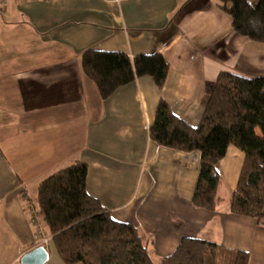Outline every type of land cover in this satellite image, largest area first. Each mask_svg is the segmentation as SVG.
<instances>
[{"label": "crops", "instance_id": "obj_1", "mask_svg": "<svg viewBox=\"0 0 264 264\" xmlns=\"http://www.w3.org/2000/svg\"><path fill=\"white\" fill-rule=\"evenodd\" d=\"M90 49L160 53L167 79L159 87L138 77L105 100L83 71ZM221 72L264 76V44L237 34L219 0L7 2L0 10V264H20L38 245L49 251L46 264H65L29 192L37 195L43 179L77 160L88 164V192L139 228L154 260L198 237L264 264V224L229 209L244 152L231 145L217 164L220 202L209 212L192 202L200 153L149 136L160 100L199 124Z\"/></svg>", "mask_w": 264, "mask_h": 264}, {"label": "trees", "instance_id": "obj_2", "mask_svg": "<svg viewBox=\"0 0 264 264\" xmlns=\"http://www.w3.org/2000/svg\"><path fill=\"white\" fill-rule=\"evenodd\" d=\"M232 17L234 31L264 44V0H219ZM85 74L103 99L136 78L149 75L162 87L169 64L160 53L130 58L124 52L87 50ZM151 140L179 151L201 155L192 202L215 211L222 184L217 164L229 146L245 158L230 212L264 224V76L245 77L221 72L210 93L199 124L190 125L160 100ZM88 164L77 160L43 179L37 188L35 215L65 264H248L249 253L232 250L198 237H185L160 261L153 259L139 228L118 221L111 210L87 189Z\"/></svg>", "mask_w": 264, "mask_h": 264}, {"label": "water", "instance_id": "obj_3", "mask_svg": "<svg viewBox=\"0 0 264 264\" xmlns=\"http://www.w3.org/2000/svg\"><path fill=\"white\" fill-rule=\"evenodd\" d=\"M50 254L46 246L38 245L25 252L20 259V264H46Z\"/></svg>", "mask_w": 264, "mask_h": 264}, {"label": "built area", "instance_id": "obj_4", "mask_svg": "<svg viewBox=\"0 0 264 264\" xmlns=\"http://www.w3.org/2000/svg\"><path fill=\"white\" fill-rule=\"evenodd\" d=\"M10 0H0V10H2L3 8H5L7 2H9ZM15 1H31V0H15ZM38 236L45 238L43 231L41 228L38 229Z\"/></svg>", "mask_w": 264, "mask_h": 264}, {"label": "rangeland", "instance_id": "obj_5", "mask_svg": "<svg viewBox=\"0 0 264 264\" xmlns=\"http://www.w3.org/2000/svg\"><path fill=\"white\" fill-rule=\"evenodd\" d=\"M31 190L33 189V188H30ZM30 193V199L32 198L33 200H34V202H36V192H32V191H30L29 192ZM158 261V260H157Z\"/></svg>", "mask_w": 264, "mask_h": 264}]
</instances>
